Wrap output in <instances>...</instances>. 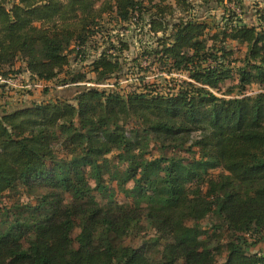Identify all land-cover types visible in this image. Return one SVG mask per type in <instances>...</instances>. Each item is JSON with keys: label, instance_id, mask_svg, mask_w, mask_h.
<instances>
[{"label": "trees", "instance_id": "16d2710c", "mask_svg": "<svg viewBox=\"0 0 264 264\" xmlns=\"http://www.w3.org/2000/svg\"><path fill=\"white\" fill-rule=\"evenodd\" d=\"M226 1L0 0V75L20 60L49 82L73 60L96 84L116 80L79 85L75 68L60 83L72 98L1 111L0 198L18 186L37 195L1 207L0 264H264L248 253L264 243V1L250 17ZM119 25L148 35L144 70L164 85L118 87ZM143 220L155 236L124 245Z\"/></svg>", "mask_w": 264, "mask_h": 264}, {"label": "rangeland", "instance_id": "374dc122", "mask_svg": "<svg viewBox=\"0 0 264 264\" xmlns=\"http://www.w3.org/2000/svg\"><path fill=\"white\" fill-rule=\"evenodd\" d=\"M14 1V0H11ZM103 0H99L97 4L102 2ZM264 0H242L243 7L245 15L249 16L251 15L252 8L258 6L261 4ZM210 7H216L217 8V0H210L209 2ZM225 4H228L225 0ZM217 14V12H216ZM250 18L246 19V21H249ZM108 20V19H106ZM112 20V19H109ZM113 25V24H112ZM140 26V25H139ZM133 25H119L116 27V29L119 30V35L122 36V38L127 42L128 44V50H123L122 53L119 55L120 64L122 66V74L120 75V78L118 81V87L123 89H138V83L141 79L143 82L140 84L147 82H156L158 85H164L165 82L163 80L165 79V76H162L161 74H158L159 71L157 68L153 70L145 71L144 68L147 67L148 62H144L145 60L141 58L142 53V46L144 44H147L149 42L148 35L145 34V32L142 30L138 34V30H134ZM116 33V30L115 32ZM98 45V44H97ZM236 54L234 55L235 58L241 59L243 57V54L245 52L244 46L239 45H230ZM99 52V51H98ZM98 52H95L93 50H89V52L86 54V57H93ZM69 57H72L73 54L68 55ZM89 60V59H88ZM86 60L83 65H88L89 61ZM77 68L80 72H84L86 76V80L88 82H82L79 85H89L92 87H97L98 89H106L109 88L105 84L115 83V79H111L108 82H105L104 84H96L94 81L96 79L95 74L88 72V66H82L80 62L74 63V61H70L69 65H67L64 70L58 75V77L55 80L49 81V82H37L35 78L28 75L27 72L24 69V64L18 60L13 68L9 69L11 73L8 75H14V73L19 72V74L27 75L25 76V80L21 83L24 85L25 83H28L30 85H33L30 89H20L17 85V87H9L4 95V102H1L2 105H0V113L4 109L5 111H11L13 109H16L18 107L22 106H28L33 103H40L44 100H48L51 98H55L56 96H63L66 98H72L74 95V86L64 85L62 86L60 83L63 81L64 77H68L69 74L72 72L73 69ZM6 70V69H5ZM8 70V69H7ZM125 73V74H124ZM18 74V73H17ZM121 74V73H120ZM143 77H146L143 78ZM178 77V75H176ZM234 82H226L222 88V90H226L227 87L232 85ZM260 92V88L258 85H251L248 88L247 94L253 95L255 93ZM150 154L151 157L156 158L159 156V152L154 147L150 146ZM181 157H188L191 154L189 153H180ZM214 174L218 173V171H214ZM111 193L115 197L116 201L123 202L125 201L123 191L117 189L114 182L110 183ZM25 188L22 186H18L14 191L7 192L0 198V211H2L1 207L6 206L9 207L12 203L15 201H19L20 203H32L35 199V196L37 195V192H32L30 194H26ZM215 223L214 219L211 215H204L200 218L198 221V224L202 227V229L210 230L212 225ZM190 224V222H189ZM142 230L139 233H131L127 234L123 238L124 245L130 246V247H139L144 241H146L149 238H153L155 236V225L146 222L145 220L142 221ZM221 239H220V245H223L227 238L225 233H221ZM34 249L33 247H31ZM249 254L258 253L260 255H264V243H259L254 247H250L248 250ZM225 257V254H221L218 258V262H223Z\"/></svg>", "mask_w": 264, "mask_h": 264}, {"label": "built area", "instance_id": "2783aa9c", "mask_svg": "<svg viewBox=\"0 0 264 264\" xmlns=\"http://www.w3.org/2000/svg\"><path fill=\"white\" fill-rule=\"evenodd\" d=\"M25 76L27 75L18 74V75H9L8 77H3L2 75H0V105H2L1 102H4L1 95L4 97V95L6 94L5 91H7L9 87L16 88L18 85L20 89H30L33 86L28 83H25L24 85L21 84L25 80ZM86 86L89 85L87 84Z\"/></svg>", "mask_w": 264, "mask_h": 264}]
</instances>
